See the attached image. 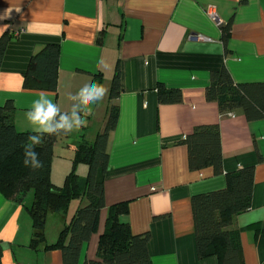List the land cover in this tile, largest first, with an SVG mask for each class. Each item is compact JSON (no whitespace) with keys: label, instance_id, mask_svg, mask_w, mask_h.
<instances>
[{"label":"crops","instance_id":"crops-1","mask_svg":"<svg viewBox=\"0 0 264 264\" xmlns=\"http://www.w3.org/2000/svg\"><path fill=\"white\" fill-rule=\"evenodd\" d=\"M228 22L224 46L220 27ZM4 33L12 39L0 64V106L12 102L18 132H33L25 112L38 91L23 89V74L44 46L59 48L56 91L47 92L62 112L71 107L68 94L93 75L101 74L109 89L116 67L120 70L121 92L113 102L118 121L107 144L105 207L79 263L96 258L109 207L126 202L127 214L120 220L134 235L149 233L152 264H219L215 256L197 257L190 200L224 188L226 173L252 166L250 209L264 207V119L248 122L240 111L221 112L216 102L206 100L205 89L210 74L223 66L235 83L264 82V0H0V36ZM158 85L180 90L181 101L160 104ZM109 105L106 95L92 106L86 127L54 143L50 179L55 186L72 170L81 136L92 141L103 129ZM203 124L218 125L220 175L188 167L180 142ZM75 172L85 177L86 165H76ZM30 204L0 193L1 264H62L59 250L30 247ZM80 204L72 200L66 213L47 216V243L55 241ZM240 215L234 228L240 230L244 264H264V233L250 228L257 223L242 227Z\"/></svg>","mask_w":264,"mask_h":264},{"label":"trees","instance_id":"trees-1","mask_svg":"<svg viewBox=\"0 0 264 264\" xmlns=\"http://www.w3.org/2000/svg\"><path fill=\"white\" fill-rule=\"evenodd\" d=\"M231 22L222 25L221 40L227 45ZM12 34L0 36V64ZM59 48L46 45L33 54L23 74L24 90L55 92L58 76ZM91 82H102L95 74ZM90 82V83H91ZM121 92L120 70L117 66L111 80L110 102L106 122L92 141L81 136L74 149L73 168L61 186L50 179L53 145L65 135H45L36 147L43 167L33 170L23 164L22 145L34 132H18L12 122L14 106L8 101L0 106V193L7 199L22 204L29 191L33 200L26 210L31 220L30 247L43 245L44 250H59L62 264H80L82 246L98 231L101 210L105 207L104 180L108 168L107 144L110 133L118 121V107L113 102ZM207 101L216 102L221 112L240 111L248 122L264 119V82L235 83L223 66L210 74L205 89ZM160 104L181 101L178 89L158 85ZM186 146L188 167L192 171L211 168L214 175L222 174V152L217 124L198 125L181 142ZM78 164L87 167L85 177L75 172ZM254 185V167L249 166L225 174V186L220 190L196 194L191 197L195 248L199 259L217 257L219 264H244L240 244V230L234 228L237 215L250 210ZM72 200L80 204L59 231L53 243L45 239L46 219L49 215L66 213ZM127 214V203L109 207L105 229L99 236L96 258L83 264H152L148 253L149 233L132 234L128 223L120 220ZM255 233H264V222L251 225ZM2 246L0 242V264Z\"/></svg>","mask_w":264,"mask_h":264},{"label":"clouds","instance_id":"clouds-1","mask_svg":"<svg viewBox=\"0 0 264 264\" xmlns=\"http://www.w3.org/2000/svg\"><path fill=\"white\" fill-rule=\"evenodd\" d=\"M109 89L102 83L91 82L85 84L76 93H69L67 99L72 102L68 111H61L60 106L49 98V93L40 90L38 98L32 101L30 109L25 112V117L35 133L28 137L23 147L25 167L39 170L43 162L35 150L41 145L45 135H69L87 126V117L92 114V106L103 101ZM264 221V207L250 209L239 216L242 227Z\"/></svg>","mask_w":264,"mask_h":264},{"label":"rangeland","instance_id":"rangeland-1","mask_svg":"<svg viewBox=\"0 0 264 264\" xmlns=\"http://www.w3.org/2000/svg\"><path fill=\"white\" fill-rule=\"evenodd\" d=\"M94 125V124H93ZM94 127V126H93ZM56 154V156H58L57 154L58 153H55ZM57 160H58V158H57ZM32 200H33V197H32V192L31 191H29L28 193H27V195H26V202L27 203H31L32 202ZM75 204V202H73L71 205H74ZM50 219V218H49ZM50 221V220H49ZM49 221H48V223H49Z\"/></svg>","mask_w":264,"mask_h":264},{"label":"built area","instance_id":"built-area-1","mask_svg":"<svg viewBox=\"0 0 264 264\" xmlns=\"http://www.w3.org/2000/svg\"><path fill=\"white\" fill-rule=\"evenodd\" d=\"M209 15L218 25H221L220 21H218L216 15L213 12H210ZM229 115H231V114H229Z\"/></svg>","mask_w":264,"mask_h":264}]
</instances>
